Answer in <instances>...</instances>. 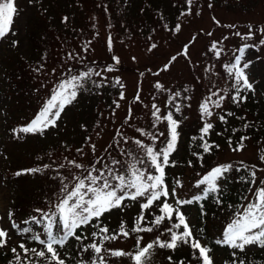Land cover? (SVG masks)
I'll use <instances>...</instances> for the list:
<instances>
[{
	"label": "rangeland",
	"instance_id": "1",
	"mask_svg": "<svg viewBox=\"0 0 264 264\" xmlns=\"http://www.w3.org/2000/svg\"><path fill=\"white\" fill-rule=\"evenodd\" d=\"M17 3L15 35L10 33L0 39V227L13 234L11 246L22 238L27 241V237L16 235L15 229L10 228L9 212L21 228L29 226L24 221L37 216V208L47 210L50 203L56 202L60 187L58 176L71 179V174L78 172L68 164L71 159L87 164L101 156L109 161L116 157L126 167L130 157L120 156L119 150H113L109 145H114L113 136L124 123L128 109H132V127L125 125L121 131L130 138L136 137L144 144H150V138L140 137L135 128L148 130L151 104H158L163 112L170 93L180 91L181 96L187 95L191 99L182 101L181 112L174 115L180 121L179 141L170 158L175 161V166L165 169V182L172 187L179 181L182 187L177 188L178 194L182 199L190 198L200 191L195 185L201 175L216 165H233V170L228 173L230 179L232 173L236 175L233 177L236 183L231 189L233 205L221 198V204L208 202L203 208V216L197 204L185 205L181 209L197 238L208 246L212 243L208 241H213L210 255L214 264H225L231 258L232 250L216 245L215 240L221 237L233 213L253 199L252 193L264 181V161L261 160L264 156V133L258 138L256 133L238 131L247 119L256 125L260 122L264 125V45L259 43L264 39L260 31L264 29V0H192L190 10L186 0H17ZM177 24L180 25L178 32L175 31ZM250 27L252 39L236 35H246ZM109 36L112 38L111 50L107 43ZM12 41L16 44L13 45ZM214 41L220 42L218 47L225 50L220 59L209 50ZM153 44L156 47L150 50ZM245 44H255L245 54L251 90L241 91L240 95L246 99L239 103L227 98L221 108L213 109V116L207 120L213 128L206 140L218 147L204 153L199 137L205 121L201 118L199 104L212 82L218 88L227 87L229 97L234 94L233 80L227 76L223 65L229 63L232 53ZM185 45L188 57L180 54ZM67 53L78 54L77 59H69ZM113 57L119 58L118 64ZM172 57L176 59L169 64ZM19 63L28 65L19 67ZM165 64H169V69L160 71ZM105 66L113 70L102 72L103 81L94 74L90 80L84 81L76 99L61 113L55 128L47 129L43 135L17 131L40 111L55 84L68 78V69L78 74L89 68L101 71ZM205 68H208L207 72ZM157 72L159 74L155 75ZM92 81L102 83L103 87H96ZM156 82L170 91L156 90L153 86ZM184 88L188 91L184 92ZM138 91L140 102L134 100ZM121 92L124 99H120ZM114 101L119 103V108ZM226 112L233 115L226 116L227 122L224 123L219 116ZM157 131L167 134L166 124L159 123ZM242 136L248 137L243 142V150L233 151ZM86 137L91 138L87 143ZM163 140L160 137L156 148L163 145ZM93 143L96 145L95 153L91 149ZM81 146L83 154L76 151ZM122 147L125 150L131 148L134 155L143 157L142 149L135 144ZM194 153H199L203 160ZM45 164L52 167L44 169ZM60 164L64 168H58ZM245 165L248 169L255 165V185L250 184L251 176ZM36 167L41 171L16 175ZM236 168L241 170L236 171ZM220 183L222 188L225 181ZM169 202L174 203L172 199ZM126 203L125 209H114L101 218L111 230H118L121 221L130 227L138 215V202ZM150 214L145 213L146 218ZM156 214H159L158 208ZM167 225L165 221L159 229L139 234L144 238L142 244L155 240L157 236L165 239L167 234L161 236V232ZM31 226L36 231L42 230L34 224ZM94 230H83L89 236L85 244L90 242V232ZM136 235L133 233L127 239L121 237L116 241H105L104 247L135 251ZM29 246L38 247L35 243H29ZM80 247L79 242L71 240L66 248L60 249L67 264L90 258V252L75 255ZM259 252L260 248L252 245L244 253H237V259L250 264V258ZM12 254L10 248L0 249V264H6V255ZM107 260L108 264H132L127 256H108ZM181 262L199 264L191 248L183 244L174 251L154 248L146 264Z\"/></svg>",
	"mask_w": 264,
	"mask_h": 264
},
{
	"label": "snow or ice",
	"instance_id": "2",
	"mask_svg": "<svg viewBox=\"0 0 264 264\" xmlns=\"http://www.w3.org/2000/svg\"><path fill=\"white\" fill-rule=\"evenodd\" d=\"M186 3L189 5L190 10L192 0H186ZM17 15V0H0V39L5 38L10 33L15 35L14 24ZM66 20L67 18H65ZM179 30L180 25H175V31L178 32ZM260 31L264 35V29ZM208 35H211V33H208ZM236 35L250 40L253 32L250 27L246 35L241 33H236ZM12 43L15 45L16 41H12ZM107 43L109 50H111L112 38L110 36ZM219 43L218 41L212 42L209 49L214 52L217 59H220L222 52L225 51L223 48L218 47ZM259 43L264 45V39H261ZM155 47V44L151 45L150 50ZM249 47H255V44H245L237 48L232 53L231 61L223 65L227 76L233 80L234 94L229 97L227 87L221 89L216 86L215 82H212L199 104L201 118L205 121L199 137L200 147L204 153H209L213 148L218 147V145L210 144L206 140L213 128V125L207 122L208 118L213 116V109L221 108L227 98L239 103L242 99H246V97L240 95L241 91L243 89L251 90L252 86L246 72L249 63L245 59L246 50ZM84 51H87V48ZM180 54L185 57L189 56L187 45L184 46ZM77 55L67 53L68 58L73 60L77 59ZM175 59L176 57H172L169 64ZM113 60L115 63H119L118 57H113ZM169 64H165L160 71H167ZM112 70L111 67L105 66L101 71H94L89 68L87 71L75 74L72 69H68L67 72L70 74L68 78L55 84L50 97L43 104L40 111L26 126L17 131L43 135L47 129L55 128L65 107L76 99L78 89L84 86L83 82L90 80L93 74L103 81L105 77H103L102 72H111ZM36 71H39V69H36ZM204 71L207 72L208 68H205ZM154 74L158 75L159 72ZM116 83H119V80ZM92 84L96 87H103V84L97 81H92ZM153 86L158 91H170L164 89V86L159 82H156ZM183 91L187 92L188 89L184 88ZM120 99H124L123 92L120 93ZM140 99L138 91L134 100L140 102ZM190 99V96H181V92L177 91L170 93L165 101V111L162 112L158 104H151L149 108L151 117L149 129L135 128V132L140 137L150 138V144H144L141 139L136 137L130 138L121 131L125 125L132 127L130 123L133 119L132 109L129 108L124 123L116 129L113 136L114 145H109V148H113V150L118 149L120 156L130 157L127 166L121 165V160L116 157H112L109 161L106 157L101 156L87 164L78 163L76 159L69 160L68 164L77 169L78 172L72 173L71 179L67 176H58L60 187L56 202L50 203L47 210L37 208L35 211L38 215L24 221L29 226L21 228L12 220L13 214L8 213V219L11 221L10 228L15 229L16 235L26 236L27 241L22 238L14 241L15 246H11L10 242L13 234L7 228L0 227V249L10 248L14 255L15 264H67L66 258L61 255L60 249L66 248L71 240H75L82 245L75 255L91 253L87 261L80 260L78 264H108V256H127L131 258L132 264H146L154 248L174 251L183 244L191 248L199 264H214L210 255L211 247L197 238L186 214L181 209L185 205L199 204L203 216V204L201 202L208 199L209 196H213L216 203L221 204L222 201L219 199L220 182L227 180L228 173L233 170V165H216L201 175L195 185L200 191L190 198L182 199L178 194L177 188L182 187L179 181L172 187L165 182V169L175 166V161L170 158L177 150L179 141L178 128L180 121L175 119L174 115L181 112L184 106L182 101ZM114 103L117 108L120 107L119 103L115 101ZM231 115L233 113L226 112L225 115H220L219 119L221 122L226 123V116ZM159 123L166 124L167 134L157 131ZM245 127H248V125L245 124ZM160 137L164 138L163 145L156 148L155 145ZM90 139V137H86L85 143ZM246 139H248L246 136L240 137V142L233 148V151H242L243 142ZM130 144H135L142 149L143 157L134 155L131 148L125 150L122 147V145ZM229 144L231 145V141H229ZM91 149L95 153L96 145L94 143L91 145ZM76 151L83 154V146L78 147ZM105 151L107 152V149ZM108 155L110 156L111 153L109 152ZM194 155L201 161L203 160L199 153H194ZM261 160L264 161V156H261ZM189 166H191V161H189ZM51 167L49 164L43 165L44 169ZM57 167L64 168V165L60 164ZM254 169L255 165L252 166V169H248L245 165V170H248L251 176V185L256 184V171ZM240 170V168H236V171ZM40 171L41 168L36 167L17 172L16 175ZM260 185L262 186H257L252 193L253 199L248 201L246 205H241V208L233 213V218L223 229L221 237L215 240L216 245L232 250L230 253L231 264H245L244 259H237V253H244L249 246L255 245L264 249V181H261ZM169 199H172L174 203H170ZM127 201L138 202V215L134 218L130 227L126 226L124 221H121L118 230H111L103 223L101 218L114 209H125L128 206ZM157 208L159 214H156ZM149 212L151 214L146 218L145 213ZM165 221L168 222V225L161 232V236L167 234L166 238L161 239L160 236H157L155 240L142 244L144 238L139 234L151 233L154 228L159 229ZM33 224L42 230L36 231L31 226ZM84 229H95L90 232L91 240L87 244L84 241L88 240L89 236L85 234ZM133 233L137 234L135 237V251L126 252L122 249L113 250L104 247L105 241H116L121 237L127 239ZM29 243H35L38 247H30ZM171 259L169 257V260Z\"/></svg>",
	"mask_w": 264,
	"mask_h": 264
},
{
	"label": "trees",
	"instance_id": "3",
	"mask_svg": "<svg viewBox=\"0 0 264 264\" xmlns=\"http://www.w3.org/2000/svg\"><path fill=\"white\" fill-rule=\"evenodd\" d=\"M15 63H16V61H15ZM27 65H25L24 63H22V65H21V63H19V67H24V66H27ZM13 74L14 73H12V75ZM255 123L250 121L249 119H247L245 122H243L240 125L238 131L240 130L244 134H249L250 132L253 133V134L256 133L258 135V138H259V135H262V133H264V125L262 124V122H260L259 125H256ZM245 124H247L248 127H245ZM255 138H256V136H255ZM241 174L242 173H239L238 175H240V176H242V178H244L243 174L242 175ZM231 177H232V179H230V177H229L225 181L224 186L222 188H226V190L224 191L221 188V192H220L219 198H221V200H223L225 203L233 205L234 199L232 198L231 189L233 188L234 183H236V178L233 179V177H236V175H234V173H232ZM214 201H216L215 198L213 196H209L208 199L202 201L201 203L203 204V208H204L208 202H213L214 203ZM197 206H199L200 209H201V206L199 204H197ZM208 242H212L211 246H209L212 249L213 248L212 247L213 246V241H208ZM6 259H7L6 260V264H15V259H14V255L13 254L12 255H6ZM250 259H251L250 260V264H264V249L260 248V252L256 253L255 255H253ZM80 260L87 261L86 258H81ZM80 260H78V261H80ZM78 261L76 260V262H77L76 264H78ZM225 264H231V258L228 259L225 262Z\"/></svg>",
	"mask_w": 264,
	"mask_h": 264
}]
</instances>
